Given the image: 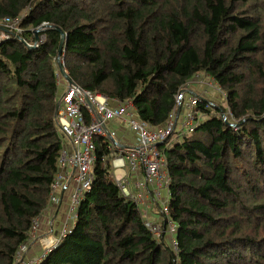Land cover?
<instances>
[{
	"label": "trees",
	"instance_id": "1",
	"mask_svg": "<svg viewBox=\"0 0 264 264\" xmlns=\"http://www.w3.org/2000/svg\"><path fill=\"white\" fill-rule=\"evenodd\" d=\"M3 17L17 18L19 33L0 41V264L15 263L55 206L61 33L70 82L131 101L153 129L195 76L211 79L225 105L197 99L190 131L159 145L169 178L166 214L153 203L159 237L119 192L108 141L96 136L72 226L30 264H264V0H0Z\"/></svg>",
	"mask_w": 264,
	"mask_h": 264
},
{
	"label": "built area",
	"instance_id": "2",
	"mask_svg": "<svg viewBox=\"0 0 264 264\" xmlns=\"http://www.w3.org/2000/svg\"><path fill=\"white\" fill-rule=\"evenodd\" d=\"M43 25H41L42 28H44ZM8 30L19 33L17 18L3 17L0 23V41L9 36ZM38 40L31 46L27 43L24 44L28 47H36ZM61 60L62 58H57L56 63L59 62L61 67L59 68L56 65L58 69L56 82L59 85H62L60 83L62 82L64 90L58 97L59 108L56 117L58 129L66 138L68 149L62 145L63 143L61 144V153L57 162L59 169L51 186L49 201L55 205L58 204L59 198L56 196V191L62 186V180L70 179L73 189L69 197V210L71 218H75V211L81 201L80 199L91 187L95 150L93 138L96 136L103 137L108 141L109 148L112 151L110 157H115L111 166L115 170L126 169L131 174L130 178L114 174L113 181L121 195L124 198L131 199L129 193L131 189L138 192H141V190L150 191L151 193L148 192L147 195L154 201H159L160 192H166L165 190L169 184L168 174L166 173V159L159 148V143H163L173 135V131H178L183 127L185 130L190 131L194 119L192 106L188 107L187 114L183 116L176 127L174 118L176 113L173 112L163 127L153 129L150 125L135 117L131 101L122 103L114 101L113 106L106 96L86 91L77 84L70 82L68 70ZM181 91L176 95L177 102L178 98H182ZM194 100L197 101V98H194ZM112 121L125 123L129 131L133 133V142L129 146H123L122 148L117 132L108 128L107 124ZM62 168H66V176L60 173ZM69 171L70 173H68ZM133 201L136 204L138 203L135 200ZM161 211L166 214V205L162 207ZM142 218L148 232L155 237H159L161 233L160 224L150 221L145 215H142ZM174 229V225L168 222L167 231L173 232ZM65 232L66 230L63 229L61 233ZM52 240H55V238L48 237L40 243L43 254L57 243L55 240L56 243L50 245ZM173 245L175 244L173 243ZM24 250L25 246L22 245L17 252L14 264H30L33 262H24L20 259L21 252Z\"/></svg>",
	"mask_w": 264,
	"mask_h": 264
},
{
	"label": "rangeland",
	"instance_id": "3",
	"mask_svg": "<svg viewBox=\"0 0 264 264\" xmlns=\"http://www.w3.org/2000/svg\"><path fill=\"white\" fill-rule=\"evenodd\" d=\"M41 29V28H40ZM40 29H37L36 31H39ZM43 29V28H42ZM14 32V31H13ZM15 33V32H14ZM39 40H38V43L41 42L44 37L43 36H40L38 37ZM33 45V44H32ZM62 63H63V58H62ZM64 65V63H63ZM205 83V84H204ZM191 90V91H190ZM182 98H178V102L181 104L182 102L185 103L188 107H191L193 106V104L195 103L196 100H194V98H197V99H204L205 101H208V103H210L212 106H220V107H223L225 105L224 103V99H223V96L222 95H219L218 91H217V88H215V86L213 85L211 79H208L207 76H195L193 78H191L189 80V82L187 83L186 87H183L182 91ZM209 104V105H210ZM210 110V114H213L214 112V109L213 108H209ZM187 110L184 111V115L187 114ZM198 113V117L199 119L202 120V115L201 113L197 112ZM209 115L205 116V119L208 117ZM182 116L179 115L178 113V110H176V115H175V121H177L178 119H181ZM231 120V118H230ZM179 129V127H178ZM183 133H188V131H185ZM183 133H180L178 132L177 130L173 133V135L171 136V141L174 142V141H179L181 140L182 138V134ZM66 142V146H68V143H67V140L64 136H62V143L64 145V143ZM115 157H109L110 159V163H112V160H114ZM114 173L116 174H120L121 177H124L126 176L127 178H130L127 174L124 175L125 173V170H124V173L123 171L121 170H116L115 172V168H113L112 166V176L114 177ZM130 175V174H129ZM112 177V178H113ZM150 192V191H143L141 190V192H138L136 191L135 189H131L129 191L130 193V198L132 200H135L137 201V205L139 206L140 208V215H145L147 219H149L150 221H153L155 223H157L160 219L158 213L159 209H158V206L154 205L153 203H155V201L153 202V199L150 198L147 193ZM151 193V192H150ZM162 191L160 192V196H162ZM146 195V196H145ZM152 195V194H151ZM160 201V206H161V209L163 207V198ZM60 202V201H59ZM58 202V204H59ZM56 204L55 207H52L51 210H48V213H47V217L45 216L46 218V221L45 223L42 225V228H41V232H39V235H44L42 236L40 239H39V242L41 243L44 239L48 238V237H53L55 234V226L58 224V220H56V224L53 223V221H55V216H57V218L59 217L58 213H59V206L61 205H58ZM57 206V207H56ZM150 211V213H149ZM154 215L155 217H157V220H155L153 218ZM59 219V218H58ZM63 231V230H62ZM172 232V231H171ZM174 232V231H173ZM172 232V233H173ZM170 235V233H169ZM40 237V236H39ZM54 238V237H53ZM57 242L59 241L58 239H55ZM55 240H52L50 245L51 244H54L56 243ZM57 244V243H56ZM55 244V245H56ZM54 247V246H53ZM52 247V248H53ZM51 249V248H50Z\"/></svg>",
	"mask_w": 264,
	"mask_h": 264
},
{
	"label": "crops",
	"instance_id": "4",
	"mask_svg": "<svg viewBox=\"0 0 264 264\" xmlns=\"http://www.w3.org/2000/svg\"><path fill=\"white\" fill-rule=\"evenodd\" d=\"M60 83L63 85L62 82H60ZM62 85L59 86V92L60 93L63 92V90H64V87ZM111 105H113V104H111ZM178 105H179V109H180V103ZM178 105H177V107H178ZM181 119H182V117H181ZM181 119H178V122L181 121ZM107 126H108V128L117 132V135L121 141V147L122 148H123V146L124 147L129 146L133 142V133L129 131V129L125 123H119L117 121H112V122H109L107 124ZM178 132L182 133L180 130H178ZM64 147L66 149H68V146H66V142L64 143ZM118 170H120V169H118ZM124 170H125V173H124ZM124 170H121V171H123L124 175L127 174L129 177H131V174L129 175L128 171L126 169H124ZM115 172H116V170H115ZM60 173L62 175L66 176V173H67L66 168H62L60 170ZM68 173H70V171ZM114 174L117 175L116 173H114ZM61 184H62V186L59 189H57V191H56V196H58L59 201H60L58 205L61 204L59 206V213H58L59 219L57 218V216H55L56 219H55V221H53V223L56 224V220H58L57 221L58 224L55 226V229H57V230H55V232H54L55 235L53 236L55 239H58V240L62 236L61 235L62 230L63 229L64 230L69 229L72 226L73 221H74V219L71 218V214H70V210H69L70 209L69 197H70L71 191L73 189V185L71 184L70 179L68 180V178L65 180H62ZM52 207H55V206L50 205L49 208L41 214V217L39 218L35 229L31 232V234H30L31 239L28 242L27 248L25 250V255H24V260H23L24 262L36 261L42 257L44 252H43V249H42L41 244L39 242V239L44 235L43 234L39 235V232H41L42 225L46 221L45 216L47 217L48 210H51ZM149 213H150V211H149Z\"/></svg>",
	"mask_w": 264,
	"mask_h": 264
},
{
	"label": "water",
	"instance_id": "5",
	"mask_svg": "<svg viewBox=\"0 0 264 264\" xmlns=\"http://www.w3.org/2000/svg\"><path fill=\"white\" fill-rule=\"evenodd\" d=\"M59 33H61V31L59 30V28H55ZM63 33H61V39H60V42H59V45H58V48H57V50H58V52H57V57H61V56H63L64 55V50L62 49V44H63ZM37 39V38H36ZM63 58V57H62ZM57 66H59V68L61 67L60 66V63L58 62L57 63ZM178 108H179V105H178V107H177V110H178ZM158 145V144H157ZM159 145H160V143H159Z\"/></svg>",
	"mask_w": 264,
	"mask_h": 264
}]
</instances>
